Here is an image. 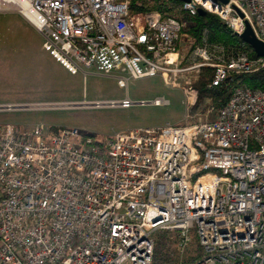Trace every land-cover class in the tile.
<instances>
[{"label":"built area","instance_id":"obj_1","mask_svg":"<svg viewBox=\"0 0 264 264\" xmlns=\"http://www.w3.org/2000/svg\"><path fill=\"white\" fill-rule=\"evenodd\" d=\"M130 2L0 0V13L20 14L69 72L94 68L127 91L120 100L0 103V110L129 108L137 103L129 82L158 75L181 88L191 108L197 91L187 71L211 68L219 85L264 66V57L230 56L206 40L187 54L179 49L185 22L158 10L132 14ZM183 9L216 14L238 35L249 24L264 42V0H184ZM160 230L178 233L182 252L196 236L201 254L180 264H264V87H238L214 119L102 141L78 127L51 134L41 124L3 126L0 264H154Z\"/></svg>","mask_w":264,"mask_h":264},{"label":"rangeland","instance_id":"obj_2","mask_svg":"<svg viewBox=\"0 0 264 264\" xmlns=\"http://www.w3.org/2000/svg\"><path fill=\"white\" fill-rule=\"evenodd\" d=\"M43 36L20 14L0 13V103H45L120 100L127 91L118 85L117 78L98 73L72 74L43 47ZM190 37L182 36L179 49L190 54L194 46ZM202 71V70H201ZM201 71H187L194 83ZM182 77L181 79H184ZM128 93L137 103L129 108L119 106H76L0 110V132L4 125L13 124L20 130H32L41 124L45 131L56 127H78L100 141L115 133L136 128L162 126L170 122L184 124L198 119H214L217 111L203 110L190 114L181 88L168 86L163 77L132 79ZM164 97L169 104L149 103ZM144 101L147 103H138ZM178 242V238H177ZM196 236L182 252L178 248V262L188 256H199ZM201 249V248H200Z\"/></svg>","mask_w":264,"mask_h":264},{"label":"trees","instance_id":"obj_3","mask_svg":"<svg viewBox=\"0 0 264 264\" xmlns=\"http://www.w3.org/2000/svg\"><path fill=\"white\" fill-rule=\"evenodd\" d=\"M184 0H131L130 13L158 10L163 14H172L179 20L185 22L182 29V36L190 37L193 42L192 46L203 44H220L224 47L225 52L230 56L240 53H248L251 57L256 58L252 46L244 41L240 35L230 29L226 23L216 14L205 13L190 15L183 9ZM214 79V71L205 67L193 83L197 91L196 103L190 108V114H196L200 106L205 110L217 111L224 106L233 92L240 86H249L253 89L264 87V66L253 73L231 74L219 85L211 84ZM61 128L56 127L50 131L51 134H57ZM91 135V134H90ZM178 233L165 230L157 231L154 235L155 251L154 264H176L178 262ZM198 252L201 249L197 244ZM197 256L190 255L185 262L195 260Z\"/></svg>","mask_w":264,"mask_h":264},{"label":"water","instance_id":"obj_4","mask_svg":"<svg viewBox=\"0 0 264 264\" xmlns=\"http://www.w3.org/2000/svg\"><path fill=\"white\" fill-rule=\"evenodd\" d=\"M224 2H227V0H223ZM200 14H205L206 12L202 9H200ZM241 38L246 41L247 43H249L252 48L254 49L255 53L258 56L264 57V42H262L261 40H259L254 32L252 27L248 24L247 28L245 30V32L243 34L240 35Z\"/></svg>","mask_w":264,"mask_h":264},{"label":"crops","instance_id":"obj_5","mask_svg":"<svg viewBox=\"0 0 264 264\" xmlns=\"http://www.w3.org/2000/svg\"><path fill=\"white\" fill-rule=\"evenodd\" d=\"M15 103H27V102H15Z\"/></svg>","mask_w":264,"mask_h":264},{"label":"bare ground","instance_id":"obj_6","mask_svg":"<svg viewBox=\"0 0 264 264\" xmlns=\"http://www.w3.org/2000/svg\"><path fill=\"white\" fill-rule=\"evenodd\" d=\"M53 106H56L57 104H52Z\"/></svg>","mask_w":264,"mask_h":264}]
</instances>
